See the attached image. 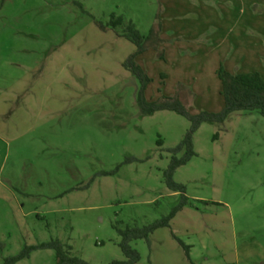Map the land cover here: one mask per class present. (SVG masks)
Listing matches in <instances>:
<instances>
[{
  "label": "rangeland",
  "instance_id": "obj_1",
  "mask_svg": "<svg viewBox=\"0 0 264 264\" xmlns=\"http://www.w3.org/2000/svg\"><path fill=\"white\" fill-rule=\"evenodd\" d=\"M118 19L154 31L135 58L152 81L148 102L176 97L192 114L219 113L221 67L264 77V41L232 34L264 30V0H0V264L52 241L88 264L125 262L119 231L181 202L164 172L190 123L141 113L140 82L125 67L137 49L111 27ZM164 29L198 40L168 47ZM180 49L193 55L170 54ZM193 142L196 156L174 176L188 203L170 228L129 244L137 264H264V118L203 124ZM18 264L58 259L42 249Z\"/></svg>",
  "mask_w": 264,
  "mask_h": 264
},
{
  "label": "trees",
  "instance_id": "obj_2",
  "mask_svg": "<svg viewBox=\"0 0 264 264\" xmlns=\"http://www.w3.org/2000/svg\"><path fill=\"white\" fill-rule=\"evenodd\" d=\"M114 19V18H113ZM113 29L123 27V36L136 47V52L126 61L125 67L140 82V91L137 103L141 113L145 116L152 115L156 112L169 111L176 113L185 118L190 123V128L186 132L183 141L170 152L172 154L169 166L164 172L165 186L174 193L181 195V202L176 206L168 216L154 222L153 224L143 228H127L119 231L122 237L120 244L121 250L126 257L125 262H114L113 264H137L139 262L138 253L130 247L132 241L146 240L159 229L170 228L171 221L176 215L187 205L186 187L174 181L176 171L187 165L192 158L196 156L194 151L193 138L199 128L206 123L222 125L230 116L237 113L258 112L264 118V77L259 73L253 74H230L222 67L217 71V77L220 82V95L223 99L224 108L219 113L202 112L192 114L176 97L162 96L157 101L148 102L144 96L148 85L152 82L143 69L135 63V58L147 51L146 42L152 41L155 37L154 31L151 30L147 37H144L136 29L135 25L129 23L124 25L122 19L112 20L110 23ZM154 43H160L158 35H156ZM183 153L181 158L178 155ZM116 172L107 173L105 175H113ZM180 246L186 252L187 258L190 260V247L186 246L182 241L177 240ZM52 249L56 252L58 264H88L77 258H69L65 252L63 245L59 241H52L47 244H41L34 247H25L17 256L8 258L3 264H18L20 261L30 257L31 253L36 250Z\"/></svg>",
  "mask_w": 264,
  "mask_h": 264
},
{
  "label": "crops",
  "instance_id": "obj_3",
  "mask_svg": "<svg viewBox=\"0 0 264 264\" xmlns=\"http://www.w3.org/2000/svg\"><path fill=\"white\" fill-rule=\"evenodd\" d=\"M169 2H172V0H169ZM172 6H173V8H172ZM179 6H181V5H179ZM174 8H175V5L174 4L171 5V4L168 3L167 10L168 9L171 10V9H174ZM185 16H187V15H185ZM177 17L178 18H182L183 16L180 14V15H177ZM248 28L250 30L248 31V30L245 29V31L243 32V35H240V34L238 35V33L235 31V29H232L233 30L232 31V34H234V37L237 38L238 40H240L241 38H243L244 40H247V41L255 40L256 39L255 36L257 34L259 36V39L261 38L264 41V30H263V28L261 27L260 24L259 25H256L255 24V26H253V27L252 26H249ZM160 39L162 41L167 42L168 47H171L172 44L178 45V46L183 45L184 42H186V43L189 44V42L197 41L198 40V37H194L192 40H190V38H188L186 35L182 34V32H176V31H171L170 29H164V30H162ZM177 41L178 42L184 41V42H180V43H182V44H180ZM174 45H172V46H174ZM186 50L187 49H180L178 51L179 53L177 52V50H176V52L174 50L170 54H172V55H176L177 54L180 57H186V58L188 56L193 55V53L191 52V50L190 51H186ZM247 56L250 57L251 56V53H250V55H247Z\"/></svg>",
  "mask_w": 264,
  "mask_h": 264
}]
</instances>
